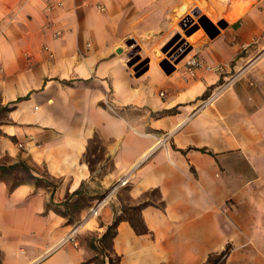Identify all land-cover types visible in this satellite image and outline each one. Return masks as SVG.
I'll use <instances>...</instances> for the list:
<instances>
[{
	"label": "crops",
	"instance_id": "obj_1",
	"mask_svg": "<svg viewBox=\"0 0 264 264\" xmlns=\"http://www.w3.org/2000/svg\"><path fill=\"white\" fill-rule=\"evenodd\" d=\"M49 2L0 0V264H207L227 245V264H264V0ZM192 9L219 28L196 42L201 65L164 73L152 59L137 75L121 44L156 48ZM76 190L89 197L78 244L55 247ZM141 202L149 232L121 219L99 251Z\"/></svg>",
	"mask_w": 264,
	"mask_h": 264
},
{
	"label": "rangeland",
	"instance_id": "obj_2",
	"mask_svg": "<svg viewBox=\"0 0 264 264\" xmlns=\"http://www.w3.org/2000/svg\"><path fill=\"white\" fill-rule=\"evenodd\" d=\"M196 9H192L184 18L190 16L192 21L189 22L186 26H182V20L178 24V31L173 33L167 40L159 41L156 48L155 44H147L144 40L130 37L126 39L121 44L122 53H124L125 58L128 60L129 66L135 73L140 71H147L150 67L152 59L155 60V65L152 68H157L166 72L163 69V65L167 66V69H172L170 73L174 72L176 69L180 68L187 57L195 51L196 42L202 35H207L204 28L200 25L197 29L190 32L189 31L198 23V18L202 13H196ZM210 17V16H209ZM210 19L216 24L215 19ZM154 48V49H153ZM146 50L149 52L146 53ZM156 51V53L154 52ZM186 65V64H185ZM100 150H97L95 154H90L91 158L96 159L94 163V168L98 167V164L101 162L98 158ZM103 167V166H102ZM31 178L29 167L26 166V179ZM94 246L98 247V250L101 251L102 243L100 239L94 243ZM113 257V256H112Z\"/></svg>",
	"mask_w": 264,
	"mask_h": 264
},
{
	"label": "trees",
	"instance_id": "obj_3",
	"mask_svg": "<svg viewBox=\"0 0 264 264\" xmlns=\"http://www.w3.org/2000/svg\"><path fill=\"white\" fill-rule=\"evenodd\" d=\"M97 150H100L98 158L100 160L103 159L105 147L103 146L98 137H93L92 139H90L86 153L84 154V159L88 162L92 170L95 169L94 163L96 162V159L91 158L90 154H95ZM42 180V178L36 177V184H41L42 182H44ZM45 182H47V184L52 185L53 188L55 187V183H52L50 181ZM75 194L77 195L75 196ZM64 204L65 208L62 212L65 216H67L68 222L74 224L78 220L76 217L77 213L86 205H89V197L88 195L81 194L79 190H76L64 201ZM142 206H144V202H141L137 205L125 206L122 209V212L116 215L114 221L108 226L103 237L100 238V241L102 243V249H112L113 238L117 233V226L121 219L128 220L131 223L132 227L138 233L149 232V229L141 214ZM229 250L230 246L227 245L221 252L209 255L207 259V264H227L226 256L229 253ZM117 259L118 257H110V264H117Z\"/></svg>",
	"mask_w": 264,
	"mask_h": 264
},
{
	"label": "built area",
	"instance_id": "obj_4",
	"mask_svg": "<svg viewBox=\"0 0 264 264\" xmlns=\"http://www.w3.org/2000/svg\"><path fill=\"white\" fill-rule=\"evenodd\" d=\"M47 8L48 9L52 8V5L49 2V0H48ZM51 26H54V24H52ZM55 35L57 37L61 36L62 35V30L61 29H56ZM41 51L44 52L49 57H53L54 56L53 49L47 43H42ZM185 64H186L187 70L190 73L193 74L195 69L201 65V61L198 59L197 55L194 53V54L190 55L187 58ZM208 68H211V67H208ZM161 94H163V93H161ZM214 95H215V93H212L210 97H213ZM127 181H128V178H124L121 181H119L118 183H116L115 185H113V187L110 189V191L107 194L104 195V197L98 199L93 205L90 206V208L88 210V215L89 216L98 215L99 209L104 205V203H106L109 200V198L112 197L113 193L121 185H125L127 183ZM80 225H82V223L80 221L72 224L68 234L65 235L61 239V241L58 243V245H56L55 247L61 246V245L65 244V243H67V242H72L73 244L77 245L78 244L77 236H78V233H79Z\"/></svg>",
	"mask_w": 264,
	"mask_h": 264
},
{
	"label": "water",
	"instance_id": "obj_5",
	"mask_svg": "<svg viewBox=\"0 0 264 264\" xmlns=\"http://www.w3.org/2000/svg\"><path fill=\"white\" fill-rule=\"evenodd\" d=\"M196 13H199V10H197ZM191 21L192 18L188 16L187 18H184L182 20L181 25L186 26ZM200 25L204 28V30L206 31L209 37H214L219 32L218 26L215 23H213V21H211V19L207 15L202 14L198 18V23L189 31V33L197 29ZM129 64L131 63H128V65ZM163 69L166 71V73H170V71L172 70V69H167L166 65H163ZM142 72L143 71H140L139 73H137V75H140Z\"/></svg>",
	"mask_w": 264,
	"mask_h": 264
}]
</instances>
